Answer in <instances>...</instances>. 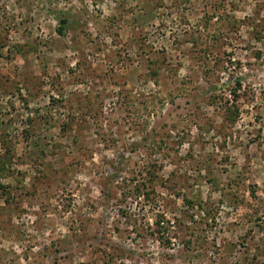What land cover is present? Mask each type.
<instances>
[{
  "label": "rangeland",
  "instance_id": "obj_1",
  "mask_svg": "<svg viewBox=\"0 0 264 264\" xmlns=\"http://www.w3.org/2000/svg\"><path fill=\"white\" fill-rule=\"evenodd\" d=\"M0 264H264V0H0Z\"/></svg>",
  "mask_w": 264,
  "mask_h": 264
}]
</instances>
